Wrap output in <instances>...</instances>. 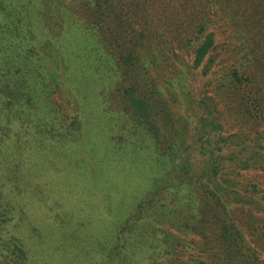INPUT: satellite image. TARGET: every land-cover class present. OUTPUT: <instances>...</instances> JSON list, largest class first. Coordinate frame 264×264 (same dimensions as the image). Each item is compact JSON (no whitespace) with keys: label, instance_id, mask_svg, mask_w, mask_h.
Returning a JSON list of instances; mask_svg holds the SVG:
<instances>
[{"label":"trees","instance_id":"trees-1","mask_svg":"<svg viewBox=\"0 0 264 264\" xmlns=\"http://www.w3.org/2000/svg\"><path fill=\"white\" fill-rule=\"evenodd\" d=\"M46 4V0H0V131L5 126L15 129L16 135L6 138L10 144H21L28 127L35 132L39 128L40 139H45L34 142L38 146L32 148L34 154H42L35 152L51 144L47 140L76 139L81 114L72 117L57 108L75 103L84 92L72 79L87 72L90 86L93 78H102L110 91L105 72L111 75L115 69L119 73L115 80L134 96L129 69L158 58L156 47L175 59L180 80L184 72L187 78L218 76L222 79L208 82L207 88L214 86L226 94L213 99L222 114L210 120L203 99L190 118L183 103L180 111L191 120L184 126L183 141L170 147L162 184L127 215V222L133 219L137 224L125 228L117 224L108 230L109 253L98 264L124 261L126 251H131L130 264H258L262 251L253 239L264 234L256 215L255 222L245 226L244 212L250 205L259 206L264 197V126L250 125L249 130L238 126L231 103L237 84L255 82L259 76L264 86V0H85L90 16L86 20L78 15L80 9L75 13L61 1L51 8ZM65 8L69 10L64 12ZM223 35L232 40L236 54L231 69L220 76L217 69L222 62L213 54ZM121 64L127 78L120 75ZM90 86L86 93L97 90ZM188 88L193 96L202 93L201 87ZM210 92L214 90L205 95ZM258 100L264 119V93ZM29 146L26 143L23 149L30 152ZM7 201L17 213L16 191L0 188V203L5 206ZM0 209L11 216V209ZM209 237L211 243L202 251L200 244L198 255L179 254ZM189 239L196 241L188 243ZM21 247L18 251L25 253Z\"/></svg>","mask_w":264,"mask_h":264},{"label":"rangeland","instance_id":"rangeland-1","mask_svg":"<svg viewBox=\"0 0 264 264\" xmlns=\"http://www.w3.org/2000/svg\"><path fill=\"white\" fill-rule=\"evenodd\" d=\"M46 1L50 8L61 1L74 7V12L76 8L80 9L78 15L85 20L90 18L86 15L85 0ZM65 9L64 12L69 10ZM49 22L53 27V21L49 19ZM223 36L217 41L213 54L217 62H222L217 75L225 70L227 73L235 62L236 53L229 43L232 40ZM86 44L90 45V42ZM138 49L148 56L146 50ZM154 50L159 59L148 58L142 60V64L134 63L129 69L134 96L129 95L125 84L115 80L119 76L115 69L110 71L111 75L105 72L112 87L110 91H106L102 78H93L90 86L87 72L72 79L76 84L70 81L84 92H79L80 98L72 92L75 103L57 108L72 117L81 114V129L76 139L47 140L51 144L35 152L42 154H34L32 148L38 147L34 142L45 140L40 139L39 128L35 132L28 127L18 145L10 144L6 139L10 136L11 140L16 135L15 129L2 127L0 188L4 192L15 190L19 203H15L17 213L10 206L13 203L7 201L5 206L0 203L8 211L11 209V216L0 209V264H98L107 258L111 244L107 242L108 230L117 224L121 228H125V224H137L138 221L133 219L127 222L130 212L140 201L147 200L151 190L162 184L170 147L183 141L184 126L191 120H185L184 110L180 111L183 103L189 118L195 116L201 99L205 101L209 120L222 114L214 107L213 99L226 94L212 86L210 90L214 93L205 95L210 91L207 83H218L221 77L197 74L187 78L184 72L180 80V66L169 56L167 49V53L159 47ZM124 69L121 64L120 75L127 78ZM184 84L186 88H182ZM189 85L201 87L202 93L193 96ZM86 86H94L97 90L86 93ZM236 86L237 96L232 97L231 103L233 120L246 130L250 125L253 129L258 125L263 127L262 104L258 98L264 93V86L260 77L257 76L255 82L253 79ZM60 91L63 97L65 93ZM134 101L137 102L131 103ZM141 103L145 105L144 109ZM125 104L129 105L125 107ZM26 143L31 146L30 152L23 149ZM260 199L261 205H250L245 209L244 218L248 227L255 222V215L258 216V226L264 234V197ZM129 237L131 239L132 233ZM15 239L19 243L14 242ZM255 239L254 244L262 251L258 264H264V236ZM3 241H8L9 245H3ZM191 241L196 240L187 242ZM200 242L190 250H179V254L194 257L200 253V244L203 246L201 251L205 250L211 239ZM20 246L25 253L18 251ZM130 252H124V261L118 259L115 264H130Z\"/></svg>","mask_w":264,"mask_h":264}]
</instances>
